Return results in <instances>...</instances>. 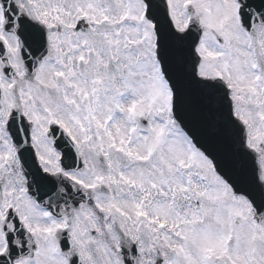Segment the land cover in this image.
I'll return each instance as SVG.
<instances>
[{"label":"snow or ice","instance_id":"1","mask_svg":"<svg viewBox=\"0 0 264 264\" xmlns=\"http://www.w3.org/2000/svg\"><path fill=\"white\" fill-rule=\"evenodd\" d=\"M0 264H264V0H0Z\"/></svg>","mask_w":264,"mask_h":264}]
</instances>
